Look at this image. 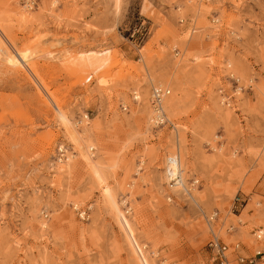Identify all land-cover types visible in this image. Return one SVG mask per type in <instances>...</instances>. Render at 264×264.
Listing matches in <instances>:
<instances>
[{"label":"rangeland","instance_id":"rangeland-1","mask_svg":"<svg viewBox=\"0 0 264 264\" xmlns=\"http://www.w3.org/2000/svg\"><path fill=\"white\" fill-rule=\"evenodd\" d=\"M213 239L264 264V0H0V264H210Z\"/></svg>","mask_w":264,"mask_h":264},{"label":"bare ground","instance_id":"bare-ground-1","mask_svg":"<svg viewBox=\"0 0 264 264\" xmlns=\"http://www.w3.org/2000/svg\"><path fill=\"white\" fill-rule=\"evenodd\" d=\"M20 14H22V13H20ZM20 18L22 19H24L25 18V16H23V15H20ZM51 55V54H50ZM51 58H53L52 56H51ZM151 85L150 86H152L151 87V90H150V94H149V104H150V111H151V114H150V118H149V124L153 127V128H157V127H161V126H163V125H165L166 123H167V119H166V115H165V111H164V106H163V104H164V101L166 100V98L169 96V94H170V91L167 89V88H165V87H162V86H160V85H156V86H153L152 85V83H150ZM161 89V90H163L164 91V94H163V96H162V100H161V107H160V111L161 112H158L156 109H155V107L153 106V104H152V95H153V89ZM132 101L134 102V103H139L140 102V96L138 95V93L137 92H132ZM223 103H227V101H225V98H223ZM148 108V107H147ZM122 109L124 110V111H126L127 110V107H122ZM149 111V112H150ZM163 119H165V122H164V124L163 125H161V124H158L159 123V121H162ZM217 145L218 146H220V144H219V142H217ZM90 148H92V147H90ZM89 148V149H90ZM210 150H213V151H217V148H216V145H214V147L213 148H209ZM219 150V149H218ZM90 151H93V149H90ZM70 156V155H69ZM68 155H67V150L66 149H64V147H60V148H58L57 149V160H58V162L59 163H66L67 162V165L66 166H63V167H61V168H66V169H70V167H68V157H69ZM73 159V158H72ZM70 161V160H69ZM64 169H62V170H60L61 172L62 171H66V170H64ZM140 170V169H139ZM180 175H179V173L178 172H175L170 178H167V187H168V189L173 193H175V192H177L178 190H179V188H182V183H181V181H179V179H180V177H179ZM172 181V182H171ZM197 184V181L196 180H191L190 182H189V184L187 185V187H186V189H185V191H186V193L187 194H190V192L192 191V190H194V188H195V185ZM128 197H124V198H121V201H120V204H121V212H120V216H119V218H120V221L123 223L124 222V220L130 215L129 214V212L131 211V204H130V202L128 201V199H127ZM167 198V200L168 201H171V199H172V197H170V196H167L166 197ZM124 209H123V208ZM76 209V208H75ZM78 209V208H77ZM79 214H80V218H82V219H85V216L87 215L88 216V209H85V210H79ZM124 224V223H123ZM258 234L256 235V239H257V236H260L259 237V239L261 238V235H262V232H257ZM217 240V239H216ZM221 243V242H220ZM222 244H224V243H222ZM225 245V244H224ZM227 246V251H226V257H227V262L226 263H223V264H237V260H236V258H234V256H236V255H239L237 252H235L234 250H235V248L236 249H240V246H239V244H236L234 247H233V250H232V248L230 247V246H228V245H226ZM144 249H145V247H143ZM234 251V252H233ZM257 251H259V250H257ZM257 251H255V252H257ZM233 252V253H232ZM209 263L210 264H213L212 263V261H211V259L209 258ZM161 264H163V262L161 263Z\"/></svg>","mask_w":264,"mask_h":264},{"label":"built area","instance_id":"built-area-1","mask_svg":"<svg viewBox=\"0 0 264 264\" xmlns=\"http://www.w3.org/2000/svg\"><path fill=\"white\" fill-rule=\"evenodd\" d=\"M146 34H147V28H145V26H143L142 23L137 25L132 32V35L136 36V41L139 44L142 43ZM163 94H164L163 90L158 89V88L153 89L152 104L158 112H161L160 107H161V100H162ZM221 97H224L225 101H231V97H229L226 94L222 95ZM164 122H165V119H163L162 121H159L158 124L163 125ZM243 204H244V201L239 196H235L233 199V203H232V212L236 211L239 208H243ZM259 237L260 236H257V239H259ZM207 247L209 250V258L211 259L213 264H223L227 262V257H226L227 246L226 245L220 243L216 239H213L212 241L208 242ZM234 251L236 252V248ZM262 253H263L262 251H257L254 253L253 256L244 257L241 255H236L235 258L237 260V264H256L257 259H261Z\"/></svg>","mask_w":264,"mask_h":264}]
</instances>
